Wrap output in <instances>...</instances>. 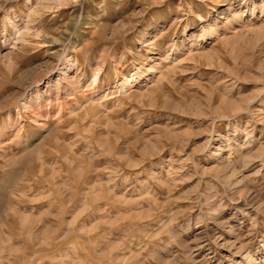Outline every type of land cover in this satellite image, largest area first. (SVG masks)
<instances>
[{
  "label": "rangeland",
  "instance_id": "rangeland-1",
  "mask_svg": "<svg viewBox=\"0 0 264 264\" xmlns=\"http://www.w3.org/2000/svg\"><path fill=\"white\" fill-rule=\"evenodd\" d=\"M0 264H264V0H0Z\"/></svg>",
  "mask_w": 264,
  "mask_h": 264
},
{
  "label": "bare ground",
  "instance_id": "bare-ground-1",
  "mask_svg": "<svg viewBox=\"0 0 264 264\" xmlns=\"http://www.w3.org/2000/svg\"><path fill=\"white\" fill-rule=\"evenodd\" d=\"M141 74H137L135 78H131V76H125L121 83V89L122 91L127 89L129 86H131L135 81H137L140 78Z\"/></svg>",
  "mask_w": 264,
  "mask_h": 264
}]
</instances>
